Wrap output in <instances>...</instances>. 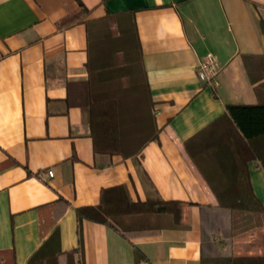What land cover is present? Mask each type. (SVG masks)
<instances>
[{"label":"crops","instance_id":"0c3cea01","mask_svg":"<svg viewBox=\"0 0 264 264\" xmlns=\"http://www.w3.org/2000/svg\"><path fill=\"white\" fill-rule=\"evenodd\" d=\"M80 1L89 19L133 12L160 134L136 158L94 153L88 111L70 102L88 78L85 27H55L76 0H0V251L26 264L55 228L63 252L76 248L75 209L97 205L117 185L132 201L168 202L154 217L160 231L123 236L84 220L85 264H199L210 246L234 250L219 237H230L229 211L216 207L183 145L223 115L244 137L264 131L256 108L264 89H254L264 80L252 84L246 70V62L256 76L264 67V0ZM207 53L220 66L215 88L196 73ZM248 173L264 208L263 171L250 163ZM51 204L52 215L44 209ZM44 214L54 226L42 236Z\"/></svg>","mask_w":264,"mask_h":264},{"label":"trees","instance_id":"16d2710c","mask_svg":"<svg viewBox=\"0 0 264 264\" xmlns=\"http://www.w3.org/2000/svg\"><path fill=\"white\" fill-rule=\"evenodd\" d=\"M76 3V10L55 22L58 31L78 25H84L86 31L88 78L79 83L70 102L88 111L94 153L119 155L123 159L139 157L149 143L158 139L160 129L153 113L154 102L142 63L134 14L106 13L101 18L89 19L90 10L80 0ZM246 70L252 84L264 80V67L256 76L246 62ZM254 89L259 96L264 82ZM258 99L256 108L264 109V97ZM183 148L214 194L217 208L239 210V215H264L248 173V165L257 163L264 174V131L244 137L236 124L223 115L186 141ZM238 204L242 208L235 209ZM167 205L168 202L158 195L145 201H132L124 185L105 188L97 205L75 209L76 248L63 252L59 231L55 228L26 264H60V257L65 264H85L81 238L84 220L112 228L123 236H145L160 231V224L154 217L164 214ZM53 207L51 204L44 209L52 215ZM51 215L40 217L42 236L54 226ZM0 264H16L13 253L0 251ZM199 264H264V255L202 252Z\"/></svg>","mask_w":264,"mask_h":264},{"label":"rangeland","instance_id":"374dc122","mask_svg":"<svg viewBox=\"0 0 264 264\" xmlns=\"http://www.w3.org/2000/svg\"><path fill=\"white\" fill-rule=\"evenodd\" d=\"M239 208H242V206L239 205L235 207V209H239ZM238 211L237 210L229 211V215L227 217V220L230 221V225H231L230 234H229L230 237L228 238L227 233H222L220 234L221 236H219L222 241H225L226 239V243H231V246L232 245L235 246L234 250L232 249L229 250L228 247L226 248V250L225 249L216 250L213 246H210L206 250L208 255H212L219 251L220 253L243 255V256L264 255V246H263L264 215L248 214V213L239 215ZM220 218H222V221L225 220V217L224 218L219 217V220ZM211 234H213L212 236L213 240H215L219 235L218 233L217 235L214 232Z\"/></svg>","mask_w":264,"mask_h":264},{"label":"built area","instance_id":"2783aa9c","mask_svg":"<svg viewBox=\"0 0 264 264\" xmlns=\"http://www.w3.org/2000/svg\"><path fill=\"white\" fill-rule=\"evenodd\" d=\"M219 72L218 59L211 53L205 54L197 64L196 73L199 81L211 88H215L218 85ZM45 176L52 178L53 171L51 169L47 170Z\"/></svg>","mask_w":264,"mask_h":264}]
</instances>
